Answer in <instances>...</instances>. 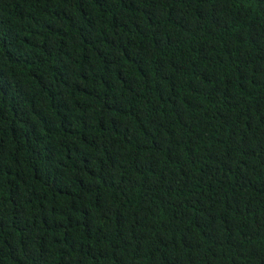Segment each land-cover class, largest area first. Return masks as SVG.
Segmentation results:
<instances>
[{
	"label": "trees",
	"instance_id": "obj_1",
	"mask_svg": "<svg viewBox=\"0 0 264 264\" xmlns=\"http://www.w3.org/2000/svg\"><path fill=\"white\" fill-rule=\"evenodd\" d=\"M0 264H264V0H0Z\"/></svg>",
	"mask_w": 264,
	"mask_h": 264
}]
</instances>
